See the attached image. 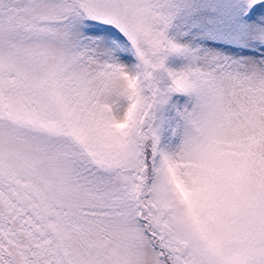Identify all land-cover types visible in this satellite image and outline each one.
<instances>
[{"label":"snow or ice","instance_id":"6c2138e0","mask_svg":"<svg viewBox=\"0 0 264 264\" xmlns=\"http://www.w3.org/2000/svg\"><path fill=\"white\" fill-rule=\"evenodd\" d=\"M0 264H264V0H0Z\"/></svg>","mask_w":264,"mask_h":264}]
</instances>
